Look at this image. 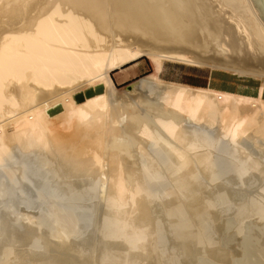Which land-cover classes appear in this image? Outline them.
<instances>
[{"label":"bare ground","instance_id":"bare-ground-1","mask_svg":"<svg viewBox=\"0 0 264 264\" xmlns=\"http://www.w3.org/2000/svg\"><path fill=\"white\" fill-rule=\"evenodd\" d=\"M164 60L261 88L164 82ZM263 84L252 0H0V264H264Z\"/></svg>","mask_w":264,"mask_h":264},{"label":"rangeland","instance_id":"rangeland-1","mask_svg":"<svg viewBox=\"0 0 264 264\" xmlns=\"http://www.w3.org/2000/svg\"><path fill=\"white\" fill-rule=\"evenodd\" d=\"M153 72L151 60L143 57L120 70L112 72L111 79L119 91L126 90L130 92L133 84L145 76L148 77ZM157 77L164 82L184 84L192 88H207L215 91L229 92L250 98H256L261 88L260 80L254 78L240 77L223 71L199 68L169 60L162 62L161 70ZM103 89L101 84L90 87L87 91L84 89L75 95V101L80 103L89 96L103 92ZM262 99L264 100V84ZM62 106L61 103H57L51 107L47 112L48 116L54 117L62 113Z\"/></svg>","mask_w":264,"mask_h":264},{"label":"water","instance_id":"water-1","mask_svg":"<svg viewBox=\"0 0 264 264\" xmlns=\"http://www.w3.org/2000/svg\"><path fill=\"white\" fill-rule=\"evenodd\" d=\"M257 14L260 17V19L264 22V0H252Z\"/></svg>","mask_w":264,"mask_h":264}]
</instances>
